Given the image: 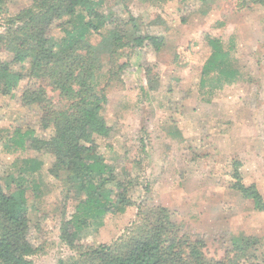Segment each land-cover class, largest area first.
I'll return each mask as SVG.
<instances>
[{
	"label": "rangeland",
	"instance_id": "rangeland-1",
	"mask_svg": "<svg viewBox=\"0 0 264 264\" xmlns=\"http://www.w3.org/2000/svg\"><path fill=\"white\" fill-rule=\"evenodd\" d=\"M30 3L10 0L9 15ZM240 4L241 0L106 2L104 13L119 18L133 35H155L163 42L158 52L147 42L124 50L119 59L126 64L122 82L108 89L103 113L111 135L98 140L107 164L133 182V206L122 215L107 216L101 226H91L80 243L112 246L135 220L137 204L147 200L150 206L167 208L182 234L203 239L208 258L222 257L231 237L238 236L257 238L264 253V212L255 211L251 200L229 187L234 182L232 163L237 161L242 183L254 184L264 198V0L237 10ZM54 35L59 37L60 31ZM209 39L220 40L223 51H230L229 63L240 76L223 87L210 81L200 90L202 66L211 53ZM0 58L8 63L12 59L6 52ZM102 62L101 72L106 73L108 57L104 55ZM10 67L23 73L28 68ZM31 85L23 79L12 93H0L2 186L7 176L19 175L23 159L39 157L29 149L11 147L16 131L33 129L39 121L38 109L19 101ZM47 92L61 106L57 93ZM51 134L48 130L45 137ZM40 157L44 165L34 176L40 187L39 198L31 202L34 221L29 234L40 252L31 259L34 264H58L75 255L59 235L76 202L72 195L66 198L64 185L48 173L52 158Z\"/></svg>",
	"mask_w": 264,
	"mask_h": 264
},
{
	"label": "trees",
	"instance_id": "trees-1",
	"mask_svg": "<svg viewBox=\"0 0 264 264\" xmlns=\"http://www.w3.org/2000/svg\"><path fill=\"white\" fill-rule=\"evenodd\" d=\"M107 1L30 0L11 16L10 0H0V54L12 57L9 63L0 58V93H12L27 79L32 85L21 92L20 104L39 112L33 129L18 130L11 138L14 151L29 149L39 157L23 159L19 175L7 176L0 185V264H34L31 257L40 252L29 234L31 202L39 198L40 187L34 176L44 165V155L52 158L48 173L64 185L66 198L72 195L76 202L59 235L75 255L58 264H264L260 242L251 236L231 237L222 257L208 258L203 239L182 234L167 208L150 206L147 200L137 204L135 220L112 246L80 243L91 226H101L107 216L122 215L133 206V182L107 164L98 140L111 135L103 113L108 89L122 82L126 64L119 59L124 50L147 42L158 52L163 42L155 35H133L119 18L104 13ZM258 3L262 0H241L237 10ZM130 22L136 28L133 18ZM208 44L211 53L202 66L200 90L210 81L222 87L237 82L240 73L229 63L230 51H223L218 39ZM104 55L109 59L106 73L101 72ZM26 64L24 73L10 67ZM48 89L57 93L61 106L53 103ZM48 130L52 134L45 137ZM232 166L229 187L251 200L255 211L264 212L262 194L254 184L242 183L237 161Z\"/></svg>",
	"mask_w": 264,
	"mask_h": 264
}]
</instances>
